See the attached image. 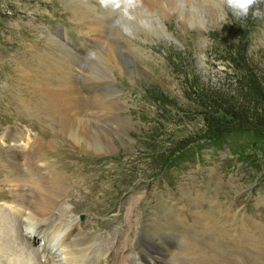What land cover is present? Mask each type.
<instances>
[{
    "label": "rangeland",
    "instance_id": "374dc122",
    "mask_svg": "<svg viewBox=\"0 0 264 264\" xmlns=\"http://www.w3.org/2000/svg\"><path fill=\"white\" fill-rule=\"evenodd\" d=\"M94 1L0 0V140L7 135L10 146L18 144L20 125L21 131L32 138L41 133L46 141L51 140L53 156L59 152L83 161L86 166L93 164L84 171L71 170L67 174L64 190L67 186L73 199L68 215L93 214L91 229L107 226L116 235L128 234L127 247H133L130 245L136 239L135 246L140 251L163 257L166 264H190L191 257L199 252L216 255V259L211 257L215 264H253V256L257 257L254 264H264L255 249L246 244L251 239L248 233L254 239L264 237V233L250 232L247 228L238 233L227 230L237 233L238 238L234 237L237 243L224 238L221 242L227 247L211 250L197 238L217 240L214 237L207 239L197 233L196 243H192L180 228L165 231L162 225L152 223L156 214L162 217L170 209L169 202L178 201L191 210L194 195L202 191L216 193L224 200L227 212L237 216L234 227L237 231L244 222L241 214L254 221L264 218V184L261 183L264 156L255 151L263 148L264 152V134L254 142L244 131L250 127L264 133V128L244 124L249 122L246 115L250 106H256L260 113L263 110L264 115V16L254 18L250 12L247 19H236L224 5L223 10L228 13L226 21L213 17L216 22L205 30H197L183 25L173 14L159 23L167 35L161 33L156 37L136 17H130L129 6L124 5L138 3L112 0L104 5L99 2L97 7ZM26 5L28 13L22 9ZM259 7L264 12V3ZM7 11L19 16L9 20ZM17 21L21 24L14 23ZM94 21L102 27L101 32L99 29L92 32ZM42 23L53 33L58 32L67 44L48 37ZM109 25L117 27L113 33L121 44L112 40ZM104 34L107 40L101 38ZM18 36H23L25 44ZM30 43L37 47H31ZM85 47L90 54L85 52ZM107 53L125 59L129 65L127 71L116 57L114 62L100 59ZM132 67L140 72L139 79L130 74ZM79 69L86 80L79 81L80 85L101 95L86 98L79 93L73 100L90 123L112 135L115 152L92 155L81 151L68 136V124L62 127L64 132L56 131L62 126L58 124L60 113L56 109L49 108L53 113L46 120L36 108L47 101L46 106H51L47 95L52 96L54 91L65 93L61 91L63 88L75 85V73ZM44 97L47 100L43 101ZM212 117L215 133L209 134ZM261 119L264 121V116ZM124 120L127 122L124 124L130 125L127 129L114 128L113 124ZM229 122L233 125H226ZM232 126L243 129L237 146L246 149V155L252 158L245 155V159L238 158L231 137L218 134L235 128ZM49 128L59 134L56 140L52 139L56 134L50 137ZM205 139L215 148L200 144ZM219 141L228 148L217 147ZM189 148L196 150L188 152L176 169L164 170L161 159L164 150ZM17 160L19 169L26 168V163L19 157ZM8 165L5 156H0V198L11 197L1 181L5 173H10ZM23 171L30 174L33 169ZM159 176L165 177L171 188L161 187ZM95 177L99 181H93ZM78 178L80 183L76 184L74 180ZM78 188L81 191L86 188L85 194L90 189L92 194L79 196ZM145 192L146 196L141 194ZM172 218L179 219L176 214ZM112 219L122 222L114 225ZM202 219L206 221L198 218ZM123 223H126L124 228L118 230ZM225 226L230 229L232 224L226 222ZM205 230L214 229L207 224ZM0 232V248L10 252L13 243L5 235V226L0 227ZM217 233L222 236V231ZM145 237L159 239V245L148 246L143 241ZM113 242L117 245V239ZM6 243L10 246L7 250L3 246Z\"/></svg>",
    "mask_w": 264,
    "mask_h": 264
},
{
    "label": "bare ground",
    "instance_id": "6f19581e",
    "mask_svg": "<svg viewBox=\"0 0 264 264\" xmlns=\"http://www.w3.org/2000/svg\"><path fill=\"white\" fill-rule=\"evenodd\" d=\"M129 2L131 4L138 3V5L136 6L135 4H124L126 6H129L131 12L130 17H136L147 28V30H149L151 34L155 35L156 37L161 33L167 35L164 31L165 29L161 27L159 23L160 21L166 20L168 17H171L173 14L178 17L183 25H187L188 27L197 30H205L208 25L216 22L213 17H221L223 16L224 12V10H221L219 7L221 0H139L138 2L130 0ZM182 24L180 25L182 26ZM98 29L101 32L102 27L97 24V21H94L92 32H97ZM127 29L131 28H129L128 26ZM114 33H116V29ZM101 38L107 40L108 37L104 34L101 36ZM115 57L127 71L129 65L125 59H122L120 57V55L114 56V54L109 55L107 53L104 54V56L100 59L106 62H114ZM136 69L132 67V70L128 71L136 79H139L140 72ZM121 71L122 70H119V72ZM73 86H70L65 93H58L54 91L52 96L47 95L48 99H50L51 106H46L45 104V107H52L60 113L57 115L59 117L58 124L61 123L62 126L61 129L56 128V131L61 133L64 132L62 127L68 124L66 130L68 132V136L72 143L76 145L81 151L91 153L92 155L115 152L114 139L111 138L112 135H110L109 132H106L99 126L90 123V121H88L83 113L78 109L77 101L73 99L78 98L77 96L79 92L77 91L76 87L74 88ZM42 110L45 112L47 109L43 108ZM125 121L126 120H124L123 122H116V124H113L114 128L120 130L127 129L130 125L124 124L127 123ZM42 152V148L36 146L35 144H28V142H25L19 149L11 151L12 155L10 160L6 159V162L10 165V173H5L1 179H6V182L11 184L13 188V197L12 199H8L7 201L14 204L16 208L10 206L7 211L4 210L0 213V216H3L0 219V227L5 226V235L8 237V239H10L11 243H13V249L10 252L5 251L3 248H0V254L3 256L4 261L2 262L0 260V264H28L30 258H36L39 261L41 258H44L43 264H62L61 261L67 258L70 261V264H77V259L81 260L79 264H91L92 258H86L85 253L94 246L95 242L92 240H87L85 235L79 233L78 222L63 223L61 220H59V218L53 219L51 217V212L56 207L57 200L59 201L62 193L65 191V184H63L65 180L62 181L60 172L56 170L52 164L46 163ZM30 156H34V162H31L29 160ZM18 157L23 164L26 163L27 166L33 169V171H30L31 173L29 172L30 174H27L25 171H23L24 169H27L28 171L29 167L27 166L23 170L19 169L18 164H16V162H19L17 160ZM23 164L22 166L24 167ZM193 206L195 208L194 204ZM22 216L25 217L26 222H34L36 230L27 231L25 232V234L21 233V227L18 218ZM173 216H175V213H173L169 209L164 211V215L162 217L156 214L153 217L152 223L162 225L165 231H175L181 228L180 224L186 225V220H175L174 218H172ZM188 218H191V216L189 215ZM49 230H51L50 233H48ZM52 233L54 234V237H58V247L55 249V252H57L55 256V258H58L57 261H53V258L48 259V254L52 250L51 241L49 239V236ZM250 234L251 233H248L249 238L251 239L246 244H249L250 246H252V249H255V252H257L259 258L264 259V237L259 236L254 239L250 236ZM121 236H123V234ZM40 237H42V241H44L41 251H39L38 249H34L31 246V240L38 239L39 241ZM197 239L211 250H216L217 248L219 250L220 246H228L227 244L218 240L209 239L207 241L201 240L199 238ZM245 239H247V237ZM158 240L154 237H150V239L145 237L143 239V241L148 246L157 244L156 241ZM210 240H212L215 245H213ZM196 247L195 249H197ZM236 249L238 250L239 247L237 246ZM240 251L242 253L244 252L242 249ZM161 258L163 260V257ZM142 260L144 262L142 264H153L155 262L154 258H150L146 254H143ZM103 261L105 264H109V255L106 256ZM128 262V264H140L135 262V257L130 258ZM191 262H193L194 264H215L211 257H203L197 260H191ZM252 262L253 264L257 263V257L253 256Z\"/></svg>",
    "mask_w": 264,
    "mask_h": 264
},
{
    "label": "clouds",
    "instance_id": "9594fccd",
    "mask_svg": "<svg viewBox=\"0 0 264 264\" xmlns=\"http://www.w3.org/2000/svg\"><path fill=\"white\" fill-rule=\"evenodd\" d=\"M101 3L106 4V0H101ZM261 3H264V0H221L219 7L223 10L226 5L234 18L247 19L250 12L254 18L264 16V12H261L259 7ZM227 15V11H224L220 18L226 21Z\"/></svg>",
    "mask_w": 264,
    "mask_h": 264
},
{
    "label": "trees",
    "instance_id": "16d2710c",
    "mask_svg": "<svg viewBox=\"0 0 264 264\" xmlns=\"http://www.w3.org/2000/svg\"><path fill=\"white\" fill-rule=\"evenodd\" d=\"M247 109H249V111L247 110V113H248V115H246V117L248 118V121L249 122H247V121H245V123L244 124H248V125H251V126H256V127H260V128H264V123H262V122H264V121H262V119L261 118H263V113H262V111H261V113L258 111V108L256 107V106H250L249 108H247ZM235 111H238V109H235ZM255 111L257 112V113H255ZM236 113V112H235ZM211 115V114H210ZM213 119H215V118H211L210 120L211 121H209V126H210V128H208V125H207V128H208V133L209 134H213V133H215L214 132V130H213ZM250 120H254V121H250ZM259 124V125H258ZM226 125H233L232 124V122H229L228 124H226ZM232 127H235V126H232ZM230 128V127H229ZM251 133L252 134H254V135H256L257 134V130L256 129H251ZM217 134V133H216Z\"/></svg>",
    "mask_w": 264,
    "mask_h": 264
}]
</instances>
